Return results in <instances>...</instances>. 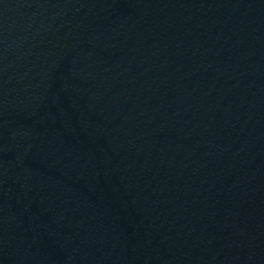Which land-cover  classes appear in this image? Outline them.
Here are the masks:
<instances>
[{
  "label": "water",
  "instance_id": "obj_1",
  "mask_svg": "<svg viewBox=\"0 0 264 264\" xmlns=\"http://www.w3.org/2000/svg\"><path fill=\"white\" fill-rule=\"evenodd\" d=\"M0 264H264V0H0Z\"/></svg>",
  "mask_w": 264,
  "mask_h": 264
}]
</instances>
